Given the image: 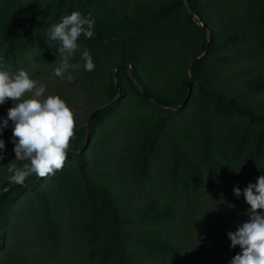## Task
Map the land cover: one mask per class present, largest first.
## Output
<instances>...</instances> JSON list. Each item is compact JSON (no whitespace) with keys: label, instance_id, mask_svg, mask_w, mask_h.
Here are the masks:
<instances>
[{"label":"trees","instance_id":"1","mask_svg":"<svg viewBox=\"0 0 264 264\" xmlns=\"http://www.w3.org/2000/svg\"><path fill=\"white\" fill-rule=\"evenodd\" d=\"M73 11L95 21L70 61L94 105L62 170L16 184L8 167L27 161L4 169L0 264L66 243L96 264H166L181 254L179 194L264 175V0H0V52L54 60L46 32ZM143 186L153 195L132 199Z\"/></svg>","mask_w":264,"mask_h":264},{"label":"clouds","instance_id":"2","mask_svg":"<svg viewBox=\"0 0 264 264\" xmlns=\"http://www.w3.org/2000/svg\"><path fill=\"white\" fill-rule=\"evenodd\" d=\"M94 19L91 14L85 16L79 11L64 15L60 22L53 24L46 32L51 41H60L59 66L54 68L56 77H63L69 69L75 70L79 64L70 63L78 50V39L81 35L90 39L94 37ZM81 59L86 71L95 68L90 51L85 48ZM69 82L72 76H67ZM47 86L30 78L27 71L20 69L11 72L0 58V105L6 100L13 101L7 111V119L0 122V131L6 128L8 120L13 123L14 153L16 161H27L22 166L11 164L8 172L10 181L23 184L35 174L41 178L54 175L63 169L67 159L70 142L75 135V115L59 95L45 97ZM33 93L25 98L26 93ZM5 142L0 139V158H3ZM235 196H240V189L233 188ZM248 220L242 223L235 232H228L230 247L239 246L230 264H264V175L257 178L255 184L249 183L243 190Z\"/></svg>","mask_w":264,"mask_h":264},{"label":"rangeland","instance_id":"3","mask_svg":"<svg viewBox=\"0 0 264 264\" xmlns=\"http://www.w3.org/2000/svg\"><path fill=\"white\" fill-rule=\"evenodd\" d=\"M112 1L120 6H128L132 0ZM0 58H3L5 67L11 72L23 69L29 73L30 78L37 82V86L45 84L47 86L45 97L59 95L74 112L75 126L84 121L92 109L94 101L91 98V92L87 89L85 82L74 79L71 69L63 77L54 75V68L59 66L60 56L50 62H45L33 58L28 52L18 54L1 51ZM69 74L72 76L71 82L67 79ZM32 95L31 92L26 93L25 98ZM257 104L262 105L264 101L257 102ZM12 105L11 100H6L0 105V122L7 119V111ZM103 106L104 104L98 107ZM12 128L13 123L8 120L7 127L0 131V139L5 142V148L2 150L3 158H0V178L4 169L15 159ZM234 187L240 189L239 197L234 195ZM245 188L241 180L223 176L211 187L210 191L206 192L203 189L202 195L198 198L179 194L177 198L185 207V211H182L184 222L176 226L175 232L181 237V254L174 260L167 261L166 264H230L232 258L240 253L241 249L238 245L230 247L231 241L227 233L235 232L242 223L248 220L246 210L250 206L243 196ZM152 190L151 187L143 186L138 192L131 194V198L144 199L147 195H153ZM164 191L167 193L168 189ZM131 202L135 203V201ZM169 227L175 229L174 225ZM60 246L49 247V251L46 250L43 258H41V253L44 250H40L39 254L36 251L33 252L34 248H29L32 255H35L33 256L34 264H96L84 256L77 244L66 243Z\"/></svg>","mask_w":264,"mask_h":264},{"label":"water","instance_id":"4","mask_svg":"<svg viewBox=\"0 0 264 264\" xmlns=\"http://www.w3.org/2000/svg\"><path fill=\"white\" fill-rule=\"evenodd\" d=\"M102 107H97L94 111H97V110H99V109H101ZM94 111H92V113L94 112ZM85 142H86V139H85Z\"/></svg>","mask_w":264,"mask_h":264}]
</instances>
